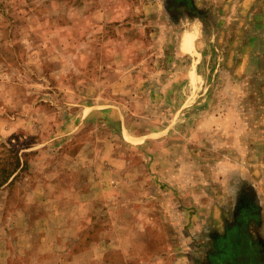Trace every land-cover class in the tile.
Here are the masks:
<instances>
[{"label": "rangeland", "instance_id": "1", "mask_svg": "<svg viewBox=\"0 0 264 264\" xmlns=\"http://www.w3.org/2000/svg\"><path fill=\"white\" fill-rule=\"evenodd\" d=\"M77 191L98 264H209L248 195L264 247V0H0V264H94L47 250Z\"/></svg>", "mask_w": 264, "mask_h": 264}, {"label": "crops", "instance_id": "2", "mask_svg": "<svg viewBox=\"0 0 264 264\" xmlns=\"http://www.w3.org/2000/svg\"><path fill=\"white\" fill-rule=\"evenodd\" d=\"M15 176V175H14ZM94 183V185H92ZM95 185H98L97 180H91V188L92 190L95 188ZM71 187H75V182ZM62 191V188H60ZM74 189H71V191ZM70 191V192H71ZM78 191L75 192L72 196H62L61 198L54 197L50 198L49 203L55 208L56 205L64 204L65 208H61V211L59 209L58 212L55 211L56 214H58L60 220H61V228L58 234L54 235L52 234L54 231H48L47 235L48 236H53L51 239L52 242L57 243V245H50L51 247H48V251H57L59 253L63 254V257H68L69 263H72L78 256H80L83 251H93L95 252L96 255V261H94V264H98V260L100 256H97V253L101 252V250H104V253L102 256L107 257V253L114 250L113 245L115 242L113 241L114 239L112 237H107L105 242H100L98 239L99 236V230H96V225L98 224L99 218L103 217L104 215L107 216L105 213L110 212L109 206L106 211L103 210V208L99 207L100 200H98L95 196H92L88 202L92 205L90 207V210L84 211L82 205H83V199L81 194L77 195ZM30 196H28V202H31ZM110 203V202H108ZM74 204V206H70ZM74 208V209H73ZM67 209V210H66ZM100 210V211H99ZM28 210L26 211V213ZM86 212V213H85ZM109 214H115L114 212L109 213ZM124 213L118 212L117 216L120 219H124L126 216L123 215ZM112 216V215H111ZM157 216V215H156ZM105 218V217H104ZM157 218V217H156ZM156 218L152 217L153 220H156ZM34 219V218H33ZM85 219V221H84ZM114 219V217H113ZM160 220V218L158 217ZM87 222V224L85 223ZM159 223V221H158ZM157 224V223H155ZM154 224V225H155ZM147 228V226H146ZM84 231H90L92 234L96 236L94 238V245L90 244L89 247L83 249L80 247V242L83 240V232ZM158 231L160 233L158 234H163L166 235L163 228L158 226ZM51 232V234H50ZM114 234V230H113ZM54 240V241H53ZM93 242V240H91ZM165 242V246L159 251L158 257L161 259H166V255L168 256L173 252V249L171 247V244L169 245V241L167 238L165 240L161 239L160 236H158V243ZM78 245V246H77ZM111 246V247H110ZM89 249V250H88ZM78 252V253H77ZM106 252V253H105ZM122 252H124V247H122ZM81 253V254H80ZM61 254V255H62ZM79 254V255H78ZM185 254V253H184ZM78 255V256H77ZM162 255V256H159ZM186 255V254H185ZM185 255H181V257H185ZM188 256V257H187ZM187 259L185 264H192L190 261V256L189 254L187 255ZM106 264H111L108 261Z\"/></svg>", "mask_w": 264, "mask_h": 264}, {"label": "flooded vegetation", "instance_id": "3", "mask_svg": "<svg viewBox=\"0 0 264 264\" xmlns=\"http://www.w3.org/2000/svg\"><path fill=\"white\" fill-rule=\"evenodd\" d=\"M248 196L250 198L245 197L242 203L238 202L239 211L226 220L223 230L210 238L209 264H264L262 240L249 227L247 219L248 213L250 218L255 217L258 202L255 197Z\"/></svg>", "mask_w": 264, "mask_h": 264}]
</instances>
